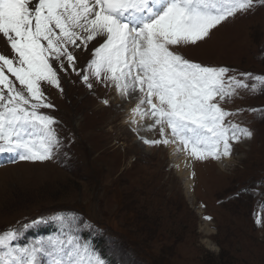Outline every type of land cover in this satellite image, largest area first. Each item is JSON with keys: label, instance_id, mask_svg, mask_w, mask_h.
<instances>
[{"label": "rangeland", "instance_id": "374dc122", "mask_svg": "<svg viewBox=\"0 0 264 264\" xmlns=\"http://www.w3.org/2000/svg\"><path fill=\"white\" fill-rule=\"evenodd\" d=\"M96 44L77 50V70ZM178 51L206 66L235 69L239 79V73L264 74V2ZM0 52L12 55L3 39ZM59 75L64 93L44 85L54 107L41 111L57 121L61 147L44 162H11L4 154L0 231L72 214L90 226L81 228L82 239L102 252H108L109 240L116 241L121 253L115 259L126 264H264V223L257 225L255 216L264 204V119L251 111L264 110V94L238 90L221 104L237 113L228 119L249 128L252 138L234 143L231 156L219 160L221 167L211 158L194 159L189 180L194 185L187 187L177 170L183 154L174 153L183 146L144 144L141 137L159 136L146 130L151 120L133 126L135 101L96 81L89 89L71 68ZM57 231L55 222L40 224L14 244Z\"/></svg>", "mask_w": 264, "mask_h": 264}, {"label": "snow or ice", "instance_id": "6c2138e0", "mask_svg": "<svg viewBox=\"0 0 264 264\" xmlns=\"http://www.w3.org/2000/svg\"><path fill=\"white\" fill-rule=\"evenodd\" d=\"M258 2L264 0H0V39L12 54L0 52V155L11 162L53 158L61 141L57 121L41 111L54 107L43 86L63 92L59 73L71 68L89 89L96 81L135 100L131 123L151 120L146 130L159 136L141 137L144 144H179L200 161L230 157L232 145L253 133L229 120L237 113L221 104L238 90L264 94V74L239 73V79L235 69L206 66L178 50ZM92 41L98 46L77 70V50L87 51ZM251 111L264 119V110ZM259 207L257 225L264 223V204ZM50 221L56 234L14 244L22 232ZM82 227L90 226L57 214L0 231V264H126L115 259L121 253L116 241L102 252L82 239Z\"/></svg>", "mask_w": 264, "mask_h": 264}, {"label": "bare ground", "instance_id": "6f19581e", "mask_svg": "<svg viewBox=\"0 0 264 264\" xmlns=\"http://www.w3.org/2000/svg\"><path fill=\"white\" fill-rule=\"evenodd\" d=\"M97 45V44H96ZM131 101H135L134 99H130ZM133 108V107H132ZM131 108V109H132ZM131 111V110H130ZM132 117V116H131ZM133 118V117H132ZM131 118V119H132ZM136 119H137V121H139V117H136ZM147 123V125H148V123H150L149 121L148 122H146ZM134 126V125H133ZM139 127V126H138ZM170 137V136H169ZM171 138V137H170ZM176 145V144H175ZM171 148H173V146L171 147ZM178 149L179 150H175V148L173 149V150H175L174 151V153L177 155V153H176V151H178V152H181L182 154H183V156L180 158V160H179V163H178V172L179 173H181L182 175H184V177H185V179H186V182H185V184L187 185V187L188 186H192V185H194L193 184V181L192 182H190L189 180H190V178L192 177L191 175H193L192 174V164H193V166H194V159L193 158H191L190 157V155H188V154H186L184 151H183V148H181L180 146L178 147ZM219 163V166L221 167L222 166V164H221V162L220 161H218ZM193 170H195L196 171V168L194 169L193 168ZM193 173H194V171H193Z\"/></svg>", "mask_w": 264, "mask_h": 264}, {"label": "trees", "instance_id": "16d2710c", "mask_svg": "<svg viewBox=\"0 0 264 264\" xmlns=\"http://www.w3.org/2000/svg\"><path fill=\"white\" fill-rule=\"evenodd\" d=\"M264 108V107H263Z\"/></svg>", "mask_w": 264, "mask_h": 264}]
</instances>
